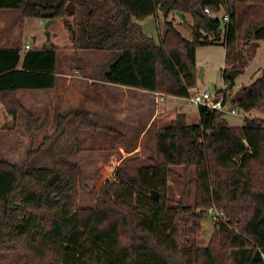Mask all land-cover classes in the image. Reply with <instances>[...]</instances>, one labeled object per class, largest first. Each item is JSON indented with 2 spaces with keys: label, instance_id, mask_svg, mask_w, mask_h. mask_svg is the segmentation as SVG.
Returning <instances> with one entry per match:
<instances>
[{
  "label": "trees",
  "instance_id": "obj_1",
  "mask_svg": "<svg viewBox=\"0 0 264 264\" xmlns=\"http://www.w3.org/2000/svg\"><path fill=\"white\" fill-rule=\"evenodd\" d=\"M0 9L45 23L62 19L73 50L109 52L102 66L107 82L168 96L184 98L197 87V48L223 41L225 88L216 98L230 93L232 108L264 115V69L232 91L264 42V0H0ZM177 13L183 22L191 18L192 39L180 30ZM150 16L159 19L158 43L140 23ZM57 55L56 45L33 46L24 55L20 47H0V101L12 117L3 128H15L21 112L30 130L44 125L21 104L18 91L53 88ZM198 114L197 123L181 111L151 129L152 152L140 163H120L91 206L81 205L90 189L81 164L51 169L0 159V249L21 254L25 264H264V119L245 117L237 127L223 110L201 105ZM71 116L86 131L121 133L93 122L91 112ZM171 177L184 184L179 195ZM190 192L192 204L186 202ZM210 207L223 211L225 220L215 223L201 247Z\"/></svg>",
  "mask_w": 264,
  "mask_h": 264
},
{
  "label": "rangeland",
  "instance_id": "obj_2",
  "mask_svg": "<svg viewBox=\"0 0 264 264\" xmlns=\"http://www.w3.org/2000/svg\"><path fill=\"white\" fill-rule=\"evenodd\" d=\"M223 14L224 10H221L218 14L221 19ZM176 16L179 17L177 14ZM174 18L177 23L180 24L179 28L184 36L188 39H192L193 30L191 28V18L189 17L190 19L184 22L181 20V18ZM158 22L159 19H156L155 16H150L140 21L146 33L153 37L157 43L160 42ZM222 23L224 26L225 23L223 21ZM49 29L51 32L50 41H53L58 48V64L60 65L61 70L66 72V75H71L69 78L73 76L74 80L77 81L76 78H81V76L84 74L87 76H97L100 73L103 74L102 67H100V65L105 60L106 54L109 56L108 51L103 52L101 50H79L77 52L73 50L70 41L69 30L66 28V24L62 19H57ZM8 36L9 38L11 37L10 39H14L13 42V39L11 40L12 43H10V41L6 42V38ZM212 39L213 37L210 36V40ZM27 40L30 41L32 46H40L44 43H47L48 46L49 42H47L45 25H41L37 18L24 17L21 10L0 9V42L4 44L7 43L5 46L13 45L12 47H20L23 54L25 51L24 44ZM257 44L258 46L256 51L252 59L249 60L244 73L236 79V85L232 88L234 94H236L243 85L251 84L257 77L261 75L262 70L264 69V42L259 41ZM225 53L226 49L223 41L199 46L197 48L196 65L198 68V73L200 68H203L204 74L203 78L198 77L197 80V87L200 90L210 91L214 95L220 89L225 88L222 78L223 69L226 67ZM65 64L69 65L71 69L64 70L66 68ZM78 91L79 89L75 87L74 84H72L66 88L64 93L73 97ZM224 94L225 92L222 93L220 97ZM227 94L224 98L226 103L224 112L225 118L230 125L242 127L245 124V117H258L264 119V115L256 111H252L250 114H248L237 108L238 113H231L229 109L232 108V104L230 102L232 95L230 96V93ZM64 97L65 96L62 95L61 100L58 102V106L60 108L64 107L62 102V100L65 99ZM166 98L169 103L171 102L172 105L175 106L176 114L181 111L186 113V119L188 123L199 122L198 107L188 106L186 104V100L183 97L175 98L173 96L168 97L167 95ZM72 102H75L74 97L72 98ZM70 104L71 103L67 101V106L69 108H73V106ZM25 117L26 115H23L21 118L17 117L15 128H3L4 124L8 123L12 117L6 112L4 105L0 101V159L18 165L28 161V165L31 167L51 169L68 168L74 163L81 164L86 175L85 178H87L86 181L90 185V189H86V191L81 195V205L85 206H91L94 204L96 193L99 191L102 183L111 178L113 166L118 167L120 163H123V161L127 159H131L132 162L140 163L146 159L148 154L151 153L155 147V142H152L151 145L149 140L145 143L142 151L139 153L124 157L123 151H119V148H114L116 151L113 156H108L113 150L111 147L97 148L92 146H76L75 144L78 142L76 138L80 137L81 134L77 132L76 128L74 129V127H70L66 131L68 139L65 140L61 138V132H57L56 134L53 132V134H55L53 139L48 144H46L41 151L38 152L37 150L40 144L43 142V139L38 142L35 141L34 137L30 136L34 134V130H30L29 126L27 127L26 122L28 123V121H26L27 117ZM171 121L172 119L168 118L165 124L167 125ZM155 128L156 124L152 127L151 131H153ZM88 132L90 133L91 131ZM82 133L85 136H88L86 132L82 131ZM104 133V131H97V133H90V135L94 136L95 138L96 136L102 135ZM153 135L154 133L151 132L149 137L151 138ZM149 137L148 139H150ZM91 141H89L87 145L94 143L95 139ZM125 149L129 151L132 148L127 146ZM108 157L110 158V161L108 160ZM178 170L182 169L178 168ZM170 184L174 195H179L184 190V184L182 181H178L177 179H173L171 177ZM193 198V192H190L187 195L186 202L188 204H192ZM210 208L206 212L207 218L203 221V228L198 237V245L201 247H206L209 244L216 223V221H214L211 217V213L209 211ZM0 264H25V259L19 253L0 249Z\"/></svg>",
  "mask_w": 264,
  "mask_h": 264
},
{
  "label": "crops",
  "instance_id": "obj_3",
  "mask_svg": "<svg viewBox=\"0 0 264 264\" xmlns=\"http://www.w3.org/2000/svg\"><path fill=\"white\" fill-rule=\"evenodd\" d=\"M177 15H179V17L176 16V18H181L182 16L179 13H177ZM41 20L42 19H38L40 24ZM10 38L8 36L6 42L10 41V43H12L14 41L13 38V40ZM6 44L7 43L4 44L0 42V47L13 46H5ZM25 45L26 42L24 44L26 50L27 48ZM30 47L33 46L30 44ZM22 55H24V53ZM107 58L108 56L106 54V58L100 67L103 66ZM58 60L56 84L53 88L35 90L21 89L18 91L21 104L36 120L45 121L44 125L34 129V134L30 135L35 138V141L39 142L47 136L54 135L53 132L56 134L60 124L58 132H61L60 137L65 140L68 139L66 131L70 127H74V129L76 128L77 132L81 134L80 137L76 138L78 141L75 144L76 146H92L97 148L111 147L113 150L108 156H113L116 151L114 148H119V151H123V156L126 157L127 155L141 152L145 143L149 140L152 145V142L154 143V138L149 137V131L152 127L155 124L156 127L164 126L166 125L165 123L168 118L174 119V116L176 115L175 106H173L171 102L169 103L167 98H165L164 101L158 100L154 91L109 83L106 81L104 73H100L97 76H87L84 74L81 78H76V81L73 76V79L72 77L69 78L71 75H66V72L61 70ZM69 69H71L69 65H66L64 70ZM72 84L79 89L76 95L73 96L75 102H72V96H68L64 93L66 88ZM62 95L65 96V99L62 100L64 107L60 108L58 102L61 100ZM173 97L176 98V96ZM67 101L71 103L70 105H72L73 108L67 106ZM75 111L91 112L93 122L102 127L121 133L117 136L104 133L94 138V136L90 135V133L93 134L94 132L89 133L88 131L81 129L72 116L67 118V116ZM23 115L25 114L21 112L18 117L21 118ZM61 117H66L62 125L60 121ZM26 125L28 127L27 122ZM82 131L86 132L88 136H85ZM148 137L150 139H148ZM93 139H95V142L91 145H87L88 142ZM127 146L132 149L127 151L125 149ZM109 159L110 158L108 157V160ZM115 167L116 166H113L112 168V176Z\"/></svg>",
  "mask_w": 264,
  "mask_h": 264
},
{
  "label": "built area",
  "instance_id": "obj_4",
  "mask_svg": "<svg viewBox=\"0 0 264 264\" xmlns=\"http://www.w3.org/2000/svg\"><path fill=\"white\" fill-rule=\"evenodd\" d=\"M205 12L209 15L211 14V11L208 8L205 9ZM225 20L226 21L228 20V16H225ZM41 24L45 25V20H41ZM25 46L27 49L30 48V42L28 40L26 41ZM155 93H156L158 100L160 101H164L165 98L167 97V95L164 93H158V92H155ZM184 99L186 100V104L188 106L199 107L201 105H205L209 107L210 109L225 111L223 96L217 99L215 94L213 95L210 91H202L198 87L188 88V93L184 97ZM229 111L233 114L238 113L237 109L235 108L229 109ZM209 211L214 221L218 222L219 220H225V214L220 209L212 207L210 208Z\"/></svg>",
  "mask_w": 264,
  "mask_h": 264
},
{
  "label": "water",
  "instance_id": "obj_5",
  "mask_svg": "<svg viewBox=\"0 0 264 264\" xmlns=\"http://www.w3.org/2000/svg\"><path fill=\"white\" fill-rule=\"evenodd\" d=\"M196 11L199 13V14H202V9L201 7H197ZM55 22L54 19H50L48 20L46 23H45V29H46V36H47V42H49V46L53 47L55 46V43L53 41H50L51 39V32H50V26ZM68 27L69 29L72 31L73 34H75V31L73 29V26L71 23H68ZM47 46V43H44L43 44V47H46ZM203 68H200L199 70V73H198V77L199 78H203ZM153 196L155 197V199H158L159 198V194L156 192V191H153L152 192Z\"/></svg>",
  "mask_w": 264,
  "mask_h": 264
}]
</instances>
